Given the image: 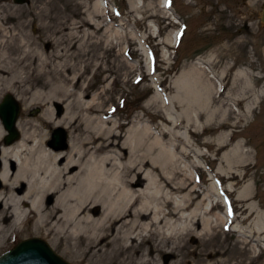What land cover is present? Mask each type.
I'll list each match as a JSON object with an SVG mask.
<instances>
[{
  "label": "rangeland",
  "instance_id": "1",
  "mask_svg": "<svg viewBox=\"0 0 264 264\" xmlns=\"http://www.w3.org/2000/svg\"><path fill=\"white\" fill-rule=\"evenodd\" d=\"M17 1L0 0V12H9L4 8L7 3L11 11L17 9L19 18L15 24L19 27L20 23L30 22L31 17H35V6H48L52 11L51 16L60 13L61 21H80L75 12L92 11L95 0H24L22 4ZM97 1L102 5L97 19L102 29L91 40L85 37V45L93 42L88 49L89 55L74 59L79 68L84 63L93 66L80 79V88L75 90L81 93V90L87 89L88 96L84 104L87 102L90 104L88 107H94L95 110L85 112L78 102L73 101L56 108V101H33L27 105L24 100H19L20 95L30 101L35 91L40 89L38 80L33 81L35 89L26 94L18 86L10 91L1 90L0 104L4 96L12 95L21 106L17 122L43 124L41 131L47 133L48 142L52 140L54 130L63 128L68 134V143L70 140L78 143L80 134L86 131V118L92 116L98 121L108 122L109 129H113L119 136L117 142L124 147L134 148V135L138 131H147L148 134L144 132L146 154L150 153L148 146L152 147L153 141L158 139L174 157L172 163L164 162L159 168L150 165L145 175H142V178H146H143L142 187L149 182L148 178L155 179L147 197L149 212L155 213L157 210L159 215L177 213L175 210L180 205V218L176 216L168 219V222L164 220L154 227V232L142 231L134 243L123 242L130 249L126 251L124 248L120 254L114 252L115 246L111 242L116 235L114 233L103 242L108 246L96 255L83 247L68 248L65 242L60 247H52L53 236L34 234L30 218L23 224L25 233L19 236L15 233L0 249V256L19 242L39 238L70 264H144V258L150 259L152 264H264V247H257L255 243L248 244L243 234L233 230L237 224L246 230L253 229V217L243 220L248 215L246 206L249 203H256L264 211V97L257 102L252 114L247 112L246 104L237 105L232 101L234 97H230L235 92L231 89V79L240 69L249 68L259 76L256 89L264 91V0ZM162 2L167 7L163 8ZM78 4L81 6L78 7ZM148 5L147 9L134 8ZM37 24L35 22L34 26ZM29 30L34 32L32 24ZM45 36L46 33L39 30L35 35L38 39L35 40L40 50L51 56L57 49H46L43 41ZM168 38L171 45L165 44ZM15 47H12L14 52ZM199 60L206 62L217 75L230 67L227 79L218 87L217 95L220 99L229 96L225 101L232 110L230 116L218 98L215 105L210 106V114L179 103L178 83L183 73L189 74L188 80L192 78L195 63ZM203 67L208 69L206 71L210 76L207 65L203 64ZM69 76L75 78L77 74L71 72ZM70 89H73L72 86ZM42 90L47 93L49 88ZM48 109H54L53 122H45L44 115ZM187 112H190V118ZM168 115L172 121L168 120ZM244 116H247L246 119ZM7 135L5 132L4 138ZM4 138L0 145H4ZM219 143L223 146L221 150ZM238 145H242L251 156L250 171L244 179L239 176L233 178V174L244 176L247 173L243 166L234 163L230 167L222 157L225 153L232 154ZM69 151L70 146L65 153ZM139 153L128 155L124 163L135 160ZM152 154L151 157L155 158L157 150ZM205 167L212 172L214 180H210ZM167 182H174L172 186L176 189L179 182L185 186L181 191L176 190L169 195ZM211 184L216 186V199L224 197L230 203L231 213L228 218L223 214L226 209L220 206L210 214H204V197L215 199L210 190ZM239 193H246L248 198L240 202L237 199ZM196 213L198 216L194 218ZM217 215L225 219L216 225ZM203 217L213 218L212 230L204 233L198 228L186 233L192 222L198 219L201 221ZM177 232L180 233V240H175L176 244L168 237L175 236ZM122 235L119 234V237ZM158 245L164 249L158 250Z\"/></svg>",
  "mask_w": 264,
  "mask_h": 264
},
{
  "label": "bare ground",
  "instance_id": "2",
  "mask_svg": "<svg viewBox=\"0 0 264 264\" xmlns=\"http://www.w3.org/2000/svg\"><path fill=\"white\" fill-rule=\"evenodd\" d=\"M80 6L81 4H78V7ZM162 7L165 8L167 5L162 2ZM4 8L10 13L0 12V34L2 36L0 39L2 48L0 52V91L3 89L10 91L18 86L23 89V94H26L35 89L33 81L38 80V85H41L40 89L35 91L30 101L20 95L18 99L24 100L27 105L33 101L48 100L53 103L56 101L57 104H54L56 108L73 101L78 102L85 112L94 111L95 108L88 107L90 104L87 102H85L87 106L84 107L88 90L82 88L81 93L75 90L80 88V79L93 66L90 63H84L79 68L74 63V59H82L89 55L88 49L93 42L85 45L84 39L87 37L91 40L102 29L101 24L97 23L102 9L100 2L94 1L92 11H76L75 16L80 18L77 22L61 21L60 13L54 17L51 16L52 11L48 6H35V13L33 12L35 17L29 16L32 18L30 22L20 23L21 31H19L18 24H15L19 18L17 9L11 11L8 3L4 5ZM82 8L85 7L82 6ZM134 8L147 9L149 5L140 8L134 6ZM104 10H106L105 6ZM35 22L38 23L37 26H34ZM30 24L33 25L34 32L29 30ZM39 30L46 33L43 39L46 49L56 47L57 50L53 55L49 56L46 51L40 50L35 40L38 39L35 35ZM11 39L12 42H10ZM165 44H172L170 38ZM14 46H16L15 52L12 50ZM211 62L213 63L214 60ZM203 64L208 67L206 62L200 60L195 63L193 71L195 73L190 80H188L189 74L183 73L178 83L179 103L186 104L192 109L205 110L210 114L212 111L210 106H214L218 98L226 109V114L230 116L233 113L228 102L225 101L229 96L222 99L220 96L217 97L218 87H221L222 82L227 79L230 67L220 75L208 67L210 70V76H208L206 71L208 69L203 67ZM94 67L100 68L101 66L95 65ZM71 72H76L77 76L71 78L69 76ZM258 79L259 76L246 68L238 70L230 83L231 89L235 91L234 96H230L234 97L232 101L237 105L246 104L247 112L250 114L254 112L257 102L264 97V91L256 89ZM70 86L73 89H70ZM47 88L49 91L44 93L42 89ZM250 103L254 105H248ZM44 116L45 122H53L54 109H48ZM187 117H191L190 112H187ZM244 117L246 119L247 116ZM86 119V125H84L86 131L80 134L79 139L77 138L80 141L75 144L70 140L68 143V139L67 149L70 146V151L67 153H65L66 149L56 150L51 146L52 140L48 142L47 133L41 131L43 124L35 125L30 121L17 122V128L22 133L18 141L10 145H0V182L2 183L0 188V249L15 233L17 236L23 235L25 233L23 224L31 218L32 232L38 236H53L52 247H60L65 242L68 248L83 247L92 255H96L103 252L108 246L103 242L115 233L111 242L115 246L114 252L120 254L124 248L126 251L130 249V246H125L123 242L134 243L137 236H141L142 231L154 232V227L164 220L179 216L180 205L175 210L177 213L159 215L157 210L155 213L149 212L147 197L155 179L148 178L149 182L141 186L142 181L146 179L145 176L143 179L142 175H145L150 165L159 168L164 162L174 161L171 152L166 150L158 139H155L151 144L152 147L148 146L150 153L146 154L144 141L147 131L144 130L134 135L136 140L134 148L124 147L117 142L119 136L113 129H109L108 122L98 121L94 116ZM168 120L172 121L171 116ZM174 125L172 123V127ZM70 128L71 126L68 127ZM4 131L7 133L0 120V144L5 135ZM83 135H85L84 138ZM221 144L219 143V150L223 147ZM156 150L157 155L152 158V152ZM139 151L135 160L124 163L128 155H135ZM222 157L230 167L238 163L247 171L244 176L233 174V178L239 176L244 179L247 176L251 167V156L242 145H238L232 154L225 153ZM205 169L210 180H214L212 172L206 167ZM219 172L226 177V174L220 170ZM173 184L174 182L166 184V188L170 190L169 195L176 190L181 191V188L185 186L183 182H179L176 189L172 186ZM215 189V184H211L210 190L215 196L214 200L207 197L203 199L205 202L203 205L206 206L204 214H210L220 206L226 209L223 214L225 218H228L231 213L230 203L224 197L216 199ZM193 192L197 191L193 190ZM247 198L246 193H239L237 196L240 202H244ZM246 209L249 212L243 220L253 217L251 224L253 229L246 230L237 224L233 226V230L243 234L248 244L255 243L257 247H264V237L260 238L264 235V211H261L253 202L249 203ZM196 216H198L197 213L193 217L196 218ZM215 218L216 225L219 221L224 222L225 219L222 215H217ZM213 224V218L203 217L201 221L198 219L192 222L191 227L186 229V233L198 228L207 233L212 230ZM119 234L123 235L119 237ZM179 235L180 233L177 232L175 236L171 235L168 238L179 241ZM256 235L258 236L254 239ZM157 248L158 250L164 249L160 245ZM116 254L114 256H118ZM143 262L152 264L148 258H144Z\"/></svg>",
  "mask_w": 264,
  "mask_h": 264
},
{
  "label": "water",
  "instance_id": "3",
  "mask_svg": "<svg viewBox=\"0 0 264 264\" xmlns=\"http://www.w3.org/2000/svg\"><path fill=\"white\" fill-rule=\"evenodd\" d=\"M19 4L24 0H18ZM264 24V11L262 15ZM21 106L16 99L7 94L0 104V120L8 135L4 138V144L10 145L20 139V132L16 128ZM68 134L65 129L58 128L53 131L51 146L56 150L67 149ZM1 154V149H0ZM1 163V162H0ZM2 183L0 182V188ZM0 264H70L42 239L32 238L19 242L13 249L0 256Z\"/></svg>",
  "mask_w": 264,
  "mask_h": 264
}]
</instances>
